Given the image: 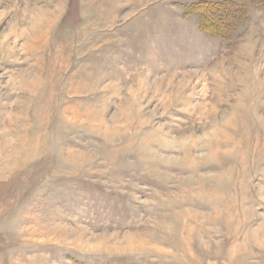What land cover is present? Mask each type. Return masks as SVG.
<instances>
[{
	"label": "rangeland",
	"instance_id": "1",
	"mask_svg": "<svg viewBox=\"0 0 264 264\" xmlns=\"http://www.w3.org/2000/svg\"><path fill=\"white\" fill-rule=\"evenodd\" d=\"M0 264H264V0H0Z\"/></svg>",
	"mask_w": 264,
	"mask_h": 264
},
{
	"label": "trees",
	"instance_id": "2",
	"mask_svg": "<svg viewBox=\"0 0 264 264\" xmlns=\"http://www.w3.org/2000/svg\"><path fill=\"white\" fill-rule=\"evenodd\" d=\"M203 25H204V23H203ZM204 29H206L207 31L216 32L217 28L214 25H207Z\"/></svg>",
	"mask_w": 264,
	"mask_h": 264
}]
</instances>
